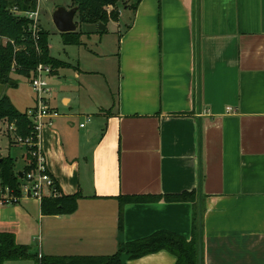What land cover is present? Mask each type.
<instances>
[{
    "label": "crops",
    "instance_id": "crops-1",
    "mask_svg": "<svg viewBox=\"0 0 264 264\" xmlns=\"http://www.w3.org/2000/svg\"><path fill=\"white\" fill-rule=\"evenodd\" d=\"M125 9L113 53L89 50L92 32L72 45L111 67L79 55L49 78L60 116L41 128V150L62 192L82 196L77 211L43 215L40 200L23 197L0 204V232L39 257L108 256L161 231L189 241L196 215L201 264H264V0H142ZM34 107L35 97L21 112ZM3 139L2 157L22 172L24 147ZM191 192L193 201L167 199ZM120 197L159 199L127 202L119 229ZM122 259L177 264L167 250Z\"/></svg>",
    "mask_w": 264,
    "mask_h": 264
},
{
    "label": "trees",
    "instance_id": "trees-1",
    "mask_svg": "<svg viewBox=\"0 0 264 264\" xmlns=\"http://www.w3.org/2000/svg\"><path fill=\"white\" fill-rule=\"evenodd\" d=\"M73 7L78 6L77 25H107L117 21L120 15L119 3L122 0H71ZM126 1V0H125ZM130 0L124 6L136 10L142 0ZM38 0H0V83L4 86L17 88L18 83L12 78L13 74L32 77V73L40 65L50 66L53 73L69 64L50 54V33L41 28L39 38L35 40L29 31L30 21L25 17L10 12L12 7L21 11H35ZM65 45H81L80 31L61 34ZM7 42H5V40ZM13 41L14 43H11ZM6 121L9 126L16 128L15 134L22 140L33 138L34 127L27 112H21L14 107L10 98L4 93L0 96V122ZM10 146L19 145L11 135ZM34 148L26 147V166L22 173L25 175L36 169V159L31 153ZM53 177V176H52ZM53 188L57 193L47 194L41 198L43 215H70L77 211L80 194L65 195L53 177ZM9 189L16 197H22L21 178L16 171V160L8 155L0 157V195ZM195 192L184 193L180 196L168 197L169 200L193 201ZM157 197L135 198L120 197L119 229H122V210L129 201L157 200ZM202 230L195 215V225L191 240L171 234L157 232L149 238L126 243L118 252L108 256H42L32 254L27 246L19 245L15 236L0 232V264L7 261H34L35 264H124L122 257L136 259L147 254L167 250L177 257V264H201Z\"/></svg>",
    "mask_w": 264,
    "mask_h": 264
},
{
    "label": "rangeland",
    "instance_id": "rangeland-1",
    "mask_svg": "<svg viewBox=\"0 0 264 264\" xmlns=\"http://www.w3.org/2000/svg\"><path fill=\"white\" fill-rule=\"evenodd\" d=\"M126 1L122 0L119 3V9L120 11L123 12L121 21H119V23H117V21H110L108 23L107 30L105 31H99V24L97 25L79 24L78 26L79 31L82 33V35L87 34L88 36L89 35L88 33L92 32L90 33V39L89 40L85 39V42L87 43L89 47V50L96 52V53H106V55H110L111 53H113L112 51H115L116 44H117V38L115 35L116 33L114 32H117L118 24H122L124 17L127 15V12H126L127 10L125 9L127 7L124 6V3ZM132 3L133 1L130 0L128 4H132ZM59 6L65 7L67 9L73 8L71 0H40L39 1L40 26L45 31H48L51 34L50 46H51L52 56L59 60H66V61L69 60L75 65L78 64L77 61L79 59V55L82 58H84V56H87L92 60L91 61L92 65L89 67H92V68L107 67L108 68L110 66L109 64H111L109 63L110 62L109 60L100 61L98 59H94V57L93 58L90 57V55H85L89 53H86L84 46L77 47V46L64 44L63 37L61 33L57 31L55 25L53 24V19H52L54 10ZM75 20L77 22V16ZM101 35H103V37ZM82 67H83V64H82ZM115 72L116 71L114 67L112 68V73L116 74ZM66 74L70 75L71 73H66ZM13 77L18 83V87L12 88V87L6 86L4 90V94L10 98L12 104L14 105L16 109L20 111H24L26 107H29L33 103L34 92L32 90L30 78L21 76V75H16V74H13ZM57 91L58 93L55 95L56 97L55 105L60 109L62 113H67V109L64 107L61 101L62 97L65 96V92L63 90H57ZM77 120L79 122H84V120L90 121V118L84 119L83 117H79ZM8 126L9 125L6 121L3 120L2 122H0V138H5V139L7 138V134L9 132ZM8 141L10 142V139ZM0 142H1L0 143V157H2V155L7 154L8 149L10 148L6 140L3 139ZM11 150H12V153H15L14 147L11 148ZM20 167H21V162H19L16 165L17 169H19Z\"/></svg>",
    "mask_w": 264,
    "mask_h": 264
},
{
    "label": "built area",
    "instance_id": "built-area-1",
    "mask_svg": "<svg viewBox=\"0 0 264 264\" xmlns=\"http://www.w3.org/2000/svg\"><path fill=\"white\" fill-rule=\"evenodd\" d=\"M39 1L35 11H21L17 7H12L10 12L25 17L30 21L29 31L32 37L37 40L39 38V32L41 31L40 26V12H39ZM5 42L6 39H4ZM11 43H14L11 41ZM53 74V70L50 66L40 65L32 73L30 78L32 90L35 97V107L28 111V115L33 123L34 127V140L29 138L22 140L18 137L15 132L14 126H8V134L19 143L20 146L34 148L31 153L32 157L36 159V169L28 173L25 177L21 178V192L22 197H16L12 195L9 189H5V192L0 195V204L10 206L17 204L23 197L35 198L41 201V198L47 194H56L57 192L53 188L54 181L53 177L47 169L45 156L41 150L40 145V131L44 125H51L52 119L60 116L59 112L50 107V96L52 89L49 84V78ZM81 128L85 127V124L80 125Z\"/></svg>",
    "mask_w": 264,
    "mask_h": 264
},
{
    "label": "water",
    "instance_id": "water-1",
    "mask_svg": "<svg viewBox=\"0 0 264 264\" xmlns=\"http://www.w3.org/2000/svg\"><path fill=\"white\" fill-rule=\"evenodd\" d=\"M78 6H75L71 9H67L65 7L59 6L53 12V24L55 25L57 31L61 34L65 33H73L78 29V25L76 23V14L78 12ZM99 30L105 31L106 25L103 23H99ZM5 86L0 83V96L3 94ZM19 176L22 178L23 173L19 172Z\"/></svg>",
    "mask_w": 264,
    "mask_h": 264
}]
</instances>
